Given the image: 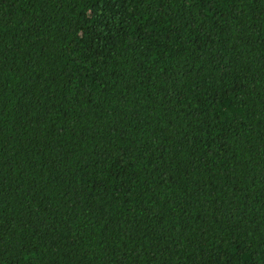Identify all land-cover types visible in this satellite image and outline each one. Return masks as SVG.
<instances>
[{
  "label": "trees",
  "instance_id": "obj_1",
  "mask_svg": "<svg viewBox=\"0 0 264 264\" xmlns=\"http://www.w3.org/2000/svg\"><path fill=\"white\" fill-rule=\"evenodd\" d=\"M0 264H264V0H0Z\"/></svg>",
  "mask_w": 264,
  "mask_h": 264
}]
</instances>
